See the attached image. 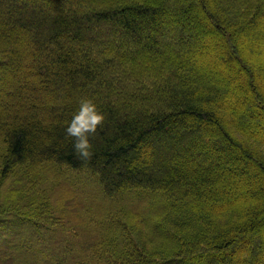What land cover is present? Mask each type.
<instances>
[{"label": "trees", "instance_id": "trees-1", "mask_svg": "<svg viewBox=\"0 0 264 264\" xmlns=\"http://www.w3.org/2000/svg\"><path fill=\"white\" fill-rule=\"evenodd\" d=\"M53 1L0 0V83L9 85L0 179L15 175L18 195L27 194L0 199V236L5 216L31 220L3 212L38 199L24 175L51 166L96 177L106 198L145 203L130 206L126 219L107 218L112 234L89 251L67 242L76 264H264V0H65L43 8ZM173 15L171 27L165 19ZM196 18L205 22L200 35L213 39L211 76L194 62ZM23 54L32 65L11 78L13 87L8 77ZM85 98L105 117L89 135L88 159L65 131ZM187 153L201 155L193 170L183 165ZM45 230H32L30 241L11 230L0 246L22 264L44 263L62 248L61 235Z\"/></svg>", "mask_w": 264, "mask_h": 264}, {"label": "rangeland", "instance_id": "rangeland-1", "mask_svg": "<svg viewBox=\"0 0 264 264\" xmlns=\"http://www.w3.org/2000/svg\"><path fill=\"white\" fill-rule=\"evenodd\" d=\"M64 1L65 0H56L50 4H46L43 8L49 9L48 7H51L52 5L59 7L68 6ZM92 2L97 3L95 0ZM182 2L183 0H177L172 1V4L179 6L183 4ZM73 9L76 8L74 7ZM175 20L176 18L174 15L170 17L168 16V18L165 19L171 27L174 26ZM191 25L194 29V33L197 34L195 36L196 55L194 62L206 66L207 75L211 76L214 63L208 55L206 56V54L209 52L207 50L211 47L213 39L212 37L203 38L202 35H200L202 28H205V22L201 18H196L194 21L192 20ZM259 26L264 28V22H260ZM18 50L20 49L18 48ZM31 65L32 61H30V59L23 54V61L17 70L15 69V71L11 73L10 77H8L9 82H7V84L12 83L14 87L15 83H13L14 81L11 80V78L15 77L16 80L24 71H26L27 68H30ZM8 86L6 87L4 83L3 85L0 83V106L2 105L1 102L4 98H6L4 94L8 92ZM218 86L220 88L224 87L220 84ZM235 104H237L236 100H230V105ZM255 113H257L258 117H261L260 112ZM189 126H191V124H189ZM183 158V165H186L193 170L194 161L199 160L201 155L199 153H187ZM37 172H39L37 175L38 177L29 172L24 175L23 178L26 179V181H29L25 187L34 182V185L36 186L35 193H37L33 195L38 196V199L35 198V200H30L32 203H30V206L27 207L19 204L18 206H22L20 209H10L5 205L3 209L5 215L16 214L19 212L20 214L24 213L27 217H30L31 220L12 219V217L5 216L1 224H3V227H6L2 229L4 231H1L2 234L0 236V242L9 243V237L15 233L11 232V230L16 231L19 229L22 233H24L22 234V237L25 239L28 237V241H30V232L32 230L39 228L41 232L45 233V229H47L48 225L54 232L59 233L61 235V250H53L54 252L52 254L50 253L45 257L46 262L44 263L39 260L31 264H48V262L55 259L66 260L65 262L68 264L71 262L76 264V261H71L69 259L72 252L70 249L71 245L67 242L70 241L73 245H76L80 252L81 250H83V252H87L92 248L93 243L96 242L98 237L105 235L104 238H107L110 234H112L108 230V227L111 225L106 221L107 218L119 216L122 219H126V216H129L127 213L130 212V206L134 209H146L145 203L142 202L144 200L137 198L132 200L131 205L129 204V198L125 195L111 197L114 199H110L108 196V198H106L100 190L97 178L85 172L76 173L69 169H58L51 166H42L37 169ZM19 181L20 179H16L15 175H11L4 180L0 179V199L3 204L9 195L14 196L15 198L19 197L22 201L27 196V194H23L24 198H22L18 195L19 186L22 185ZM43 200H48V207L44 204L42 205ZM119 207H123L125 209L119 211ZM117 211L118 213H115ZM34 219L42 226L41 228L34 224ZM108 221L110 222V220ZM7 222L9 223L7 224ZM16 226L18 227L16 228ZM155 237L158 236L153 234L148 237V239L152 242ZM38 240L40 241V238H38L37 241ZM156 242L159 244L161 242L160 238H158ZM89 244H91L90 248L88 247ZM102 249H99V251ZM13 250H16V248ZM0 262L3 264H22L15 258L12 252H8L7 249H3L1 246ZM84 262H86V260H84Z\"/></svg>", "mask_w": 264, "mask_h": 264}, {"label": "clouds", "instance_id": "clouds-1", "mask_svg": "<svg viewBox=\"0 0 264 264\" xmlns=\"http://www.w3.org/2000/svg\"><path fill=\"white\" fill-rule=\"evenodd\" d=\"M104 119V114L92 99L80 101L78 111L73 114L65 129L68 136L75 137L73 147L80 157L88 159L92 155L89 135L96 132Z\"/></svg>", "mask_w": 264, "mask_h": 264}]
</instances>
